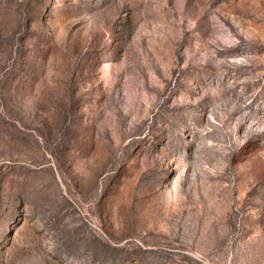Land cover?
<instances>
[{
  "label": "rangeland",
  "instance_id": "obj_1",
  "mask_svg": "<svg viewBox=\"0 0 264 264\" xmlns=\"http://www.w3.org/2000/svg\"><path fill=\"white\" fill-rule=\"evenodd\" d=\"M0 264H264V0H0Z\"/></svg>",
  "mask_w": 264,
  "mask_h": 264
}]
</instances>
